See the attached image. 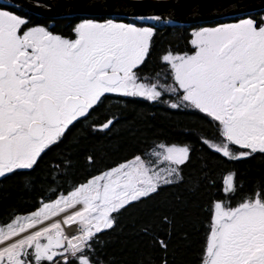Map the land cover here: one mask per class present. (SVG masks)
Returning <instances> with one entry per match:
<instances>
[{
	"label": "flooded vegetation",
	"instance_id": "obj_1",
	"mask_svg": "<svg viewBox=\"0 0 264 264\" xmlns=\"http://www.w3.org/2000/svg\"><path fill=\"white\" fill-rule=\"evenodd\" d=\"M131 97L210 125L198 138L219 159V180L200 264H264V7L167 26L153 16L41 18L2 4L0 264H90L46 225L48 203L15 211L7 193L73 125Z\"/></svg>",
	"mask_w": 264,
	"mask_h": 264
},
{
	"label": "trees",
	"instance_id": "obj_2",
	"mask_svg": "<svg viewBox=\"0 0 264 264\" xmlns=\"http://www.w3.org/2000/svg\"><path fill=\"white\" fill-rule=\"evenodd\" d=\"M209 130L198 114L111 98L49 146L7 195L15 198V211L32 212L135 157L147 160L162 146L187 147L178 179L109 212L107 226L88 238L78 257L90 264H200L219 180V159L198 138Z\"/></svg>",
	"mask_w": 264,
	"mask_h": 264
},
{
	"label": "water",
	"instance_id": "obj_3",
	"mask_svg": "<svg viewBox=\"0 0 264 264\" xmlns=\"http://www.w3.org/2000/svg\"><path fill=\"white\" fill-rule=\"evenodd\" d=\"M0 4L41 18L117 16L140 23L153 16L167 26H183L255 11L264 7V0H0Z\"/></svg>",
	"mask_w": 264,
	"mask_h": 264
},
{
	"label": "rangeland",
	"instance_id": "obj_4",
	"mask_svg": "<svg viewBox=\"0 0 264 264\" xmlns=\"http://www.w3.org/2000/svg\"><path fill=\"white\" fill-rule=\"evenodd\" d=\"M186 156L187 153L183 149L170 147L154 151L147 160L135 157L44 205L43 212L49 217L67 210L80 201L97 204L104 200V206L99 210H103L107 215L128 202L145 197L160 185L175 182L179 177L178 166L185 161ZM127 181H131L135 189L129 191L128 187L122 185ZM119 192H122V195L116 198ZM72 218L87 220L89 214L78 212Z\"/></svg>",
	"mask_w": 264,
	"mask_h": 264
},
{
	"label": "built area",
	"instance_id": "obj_5",
	"mask_svg": "<svg viewBox=\"0 0 264 264\" xmlns=\"http://www.w3.org/2000/svg\"><path fill=\"white\" fill-rule=\"evenodd\" d=\"M122 185L128 187L129 191L135 189L131 181H127ZM120 195H122V192L116 194V198ZM103 206L104 200L97 204L90 201H80L67 210L49 217L45 223L48 226H56L58 232L63 236L70 254L78 255L84 250L88 238L107 226V215L103 210H99ZM78 212L89 214V218L87 220L72 218Z\"/></svg>",
	"mask_w": 264,
	"mask_h": 264
},
{
	"label": "bare ground",
	"instance_id": "obj_6",
	"mask_svg": "<svg viewBox=\"0 0 264 264\" xmlns=\"http://www.w3.org/2000/svg\"><path fill=\"white\" fill-rule=\"evenodd\" d=\"M61 216H63V215H61ZM61 216H60V217H61Z\"/></svg>",
	"mask_w": 264,
	"mask_h": 264
}]
</instances>
